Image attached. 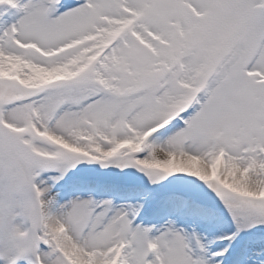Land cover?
Listing matches in <instances>:
<instances>
[{
    "label": "snow or ice",
    "instance_id": "obj_1",
    "mask_svg": "<svg viewBox=\"0 0 264 264\" xmlns=\"http://www.w3.org/2000/svg\"><path fill=\"white\" fill-rule=\"evenodd\" d=\"M0 264H264V0H0Z\"/></svg>",
    "mask_w": 264,
    "mask_h": 264
}]
</instances>
